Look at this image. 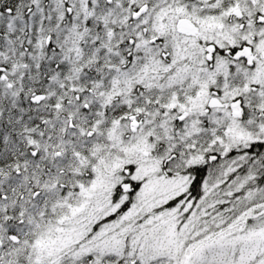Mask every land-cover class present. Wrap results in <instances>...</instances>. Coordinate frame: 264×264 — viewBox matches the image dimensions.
<instances>
[{"label":"snow or ice","instance_id":"1","mask_svg":"<svg viewBox=\"0 0 264 264\" xmlns=\"http://www.w3.org/2000/svg\"><path fill=\"white\" fill-rule=\"evenodd\" d=\"M0 264H264V0H0Z\"/></svg>","mask_w":264,"mask_h":264}]
</instances>
